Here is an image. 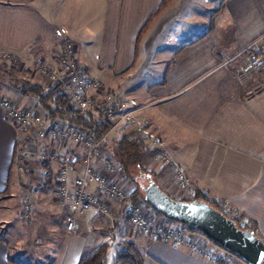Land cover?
Listing matches in <instances>:
<instances>
[{
	"label": "crops",
	"instance_id": "1",
	"mask_svg": "<svg viewBox=\"0 0 264 264\" xmlns=\"http://www.w3.org/2000/svg\"><path fill=\"white\" fill-rule=\"evenodd\" d=\"M163 1L0 0V51H10L25 61L41 58L56 67L54 55L60 39L55 30L61 28L76 44L77 56L93 79L100 81L107 92L133 98L141 105L139 114L149 120L151 129L196 191L210 190L222 197L237 217L255 226V233L264 242V68L248 72L249 85H238L232 68L224 65L228 56L239 57L253 40L264 38V0H226L213 13L212 20H217L210 26V33L183 49L202 33L186 41L183 35L171 37L168 40L172 45L165 44L168 29L182 27L184 7L181 0H172L152 17ZM217 32L221 36L231 33L232 40L220 39ZM253 90L256 93L252 94ZM2 93L23 106L36 104L33 98L10 87ZM20 136L0 108V207L18 199V216L23 208L21 192L27 188L23 176L32 175L17 158ZM67 150L78 149L69 145ZM148 160L151 162V154L145 162ZM47 166L50 175L39 190L32 217L38 214L35 219L53 226L63 224L50 226V238L63 233L71 243L74 235L84 236L74 242L75 253L69 260L66 252L52 261L77 264L87 251L107 242L106 234L94 231L89 241L85 233H80L89 226L92 212L82 218L79 233L65 231L66 206L57 201L53 179L58 165L48 162ZM145 167L149 170L146 163ZM155 175L161 186L160 176H165ZM97 217L102 218L95 229L102 226L100 220L111 222V217ZM7 222L0 217L1 225L7 226ZM58 230L61 232L57 234ZM195 234L205 241L202 234ZM126 240L136 244L144 264H220L191 252L185 245L153 240L129 226L110 242L105 263L113 247L115 264L120 243ZM42 245L29 253L25 263L26 256H14L10 241L0 235V264H49L52 244ZM228 264L246 263L232 258Z\"/></svg>",
	"mask_w": 264,
	"mask_h": 264
},
{
	"label": "built area",
	"instance_id": "2",
	"mask_svg": "<svg viewBox=\"0 0 264 264\" xmlns=\"http://www.w3.org/2000/svg\"><path fill=\"white\" fill-rule=\"evenodd\" d=\"M55 36L60 39L55 53L56 67H51L40 58H34L32 67L35 74L48 86L60 85L74 109L88 112L99 104L103 118L110 126L109 133L138 137L152 156L150 171L165 176V190H172L175 195L187 193L191 198L199 192L200 200L209 203L226 217L238 219L222 197L208 190L196 191L189 183L183 169L164 150L163 142L151 129L150 122L138 113V102L130 97L107 92L100 81L88 74L77 56L76 44L66 38L61 28L55 30ZM9 61L18 62L19 56L7 50L0 51V62ZM224 65L232 68L235 66L236 77L239 79L250 71L262 70L264 38L253 40L239 57L228 56ZM0 108L21 134L18 138V160L41 163L31 171L33 180L27 181V188L23 191L22 218L32 217L39 190L50 175L49 168L42 164L55 162L58 165L53 177L55 193L57 201L66 206L64 229L69 234H77L84 215L92 212L93 216L85 231L90 239L94 235L96 223L102 218H95L98 215L111 217L105 230L108 242L122 236L126 226H129L132 231L153 240L185 245L206 260L227 264L231 259L230 254L210 247L207 239L200 240L197 234L181 223L162 215L153 217V220L148 218L145 212L151 208L116 179L119 166L104 147L106 136L95 140L62 120H50L46 113L37 112V104L23 106L0 95ZM69 145H74L78 150L69 152ZM72 173H75L74 177ZM239 224L242 229L248 227L245 220H240Z\"/></svg>",
	"mask_w": 264,
	"mask_h": 264
},
{
	"label": "trees",
	"instance_id": "3",
	"mask_svg": "<svg viewBox=\"0 0 264 264\" xmlns=\"http://www.w3.org/2000/svg\"><path fill=\"white\" fill-rule=\"evenodd\" d=\"M169 1L171 0H164L161 6L152 14V17L164 9L165 5ZM225 1L226 0H222L221 5H223ZM210 31L211 27H209L208 30L193 41L182 46L181 49L202 40L210 33ZM4 64H9L8 70H4V68H7V65L5 66ZM3 66L5 67L3 68ZM18 73V64L16 62L9 61L0 64V74L13 82H8V85H10L11 88L16 90L20 95L33 98L37 104V112L46 113L50 120L59 119L69 125H73L84 131L88 137L95 140H99L106 136L107 139L104 142V147L119 165L121 173L125 178L129 179L131 182H135L138 177L146 180L144 177L146 175H151L155 180L156 175L148 171L144 164L145 158L150 153L147 151L143 142L138 137L129 134L109 133L110 126L103 118V113L99 104L95 105L93 109L88 112L74 109L69 98L61 91L60 85L56 84L48 86L41 79L30 82L28 79H20L16 77ZM26 73L29 76L36 78L34 76L35 72L33 69L31 72L26 70ZM28 162L32 161L20 162V164L25 168L26 165H24V163ZM35 162L36 161H34V163ZM42 165L48 167L47 162H44ZM32 170L33 168L31 171ZM134 196L143 199V193L139 189H137ZM200 198L201 196L199 192H196L195 196L191 198V200ZM240 220L241 219L239 217L238 219H234L238 226H240ZM246 224L248 225L247 229L255 232V226L253 224L248 221H246ZM190 231L201 234L198 231ZM205 238L211 244L216 246V244L210 239L207 237ZM107 242L87 251L80 258L77 264H106V253L108 247L110 246V242ZM120 248L121 249L116 254L115 264H144V258L133 241L126 240L121 242ZM261 264H264V260Z\"/></svg>",
	"mask_w": 264,
	"mask_h": 264
},
{
	"label": "rangeland",
	"instance_id": "4",
	"mask_svg": "<svg viewBox=\"0 0 264 264\" xmlns=\"http://www.w3.org/2000/svg\"><path fill=\"white\" fill-rule=\"evenodd\" d=\"M221 1L222 0H193L192 1L193 4L190 5L191 4L190 0H181V5H183V7H184L183 8L184 14L182 16L183 17V22H182L183 25H182V27H177V31L175 29H173V30L172 29H168V31H167L168 36H166L164 38V43L167 44V45H172L173 41L171 42L170 40H172L175 36H180V35H183V37H184L183 41H186L185 39H191V38L194 39L198 34L203 33L211 25L214 26L215 25L214 21H216L217 19L214 18L212 20L213 13H215L216 11L219 10V8L221 6ZM188 5H190L191 8H186V6H188ZM207 7L209 9H206ZM216 26H217V22H216ZM217 36H220L221 37L220 39H223V40H227V41L232 40L231 33H228L225 36H221V33L217 32ZM168 38H171V39L168 40ZM183 41H181V42H183ZM169 49H170V46L166 49V51L164 53L167 54V51ZM54 57H55V55H54ZM19 60L20 61L16 62L18 64V70H19V73L17 74L16 77H18L20 79H28V80H30V82H33V81H35L37 79H40L36 74L34 75L36 78H33V77L29 76L26 73V70H29L31 72V70L33 69L32 68V62H33L32 59H30L28 61L27 60L25 61V60H23L22 58L19 57ZM2 63L3 62H0V64H2ZM4 65L5 66L7 65L6 66L7 68H4L5 66H3L4 70L5 69L8 70V65L9 64H4ZM231 68L232 67H230V69ZM232 70H233V73H235V75H236L235 66L232 68ZM259 71L260 70H258L256 72H259ZM251 72H253V71H251ZM250 75L251 74L248 73L246 75V78H245V76H243L240 79L238 77H236L235 78V82L238 85H245L246 83H248ZM8 82H12V81H10L7 77H4V76H2V74H0V95L3 96V97H7V98L11 99L10 97H8V96H6V95H4L2 93L5 88H8V87L11 88V86L8 85ZM248 85H249V83H248ZM141 89H142V87H141ZM254 92L256 93V91L253 90L252 94ZM250 95L251 94H248V96H250ZM139 109H141V105L140 104H139ZM139 109H138V111H139ZM142 117L145 118L144 116H142ZM163 146H164V150H166L164 142H163ZM167 153H168V151H167ZM151 162H152V160H151ZM151 162H150V160H148L147 162L144 161V164L146 163L148 169L151 168ZM24 165H26L29 169H32V168H34L36 166H40L41 163H39V162H36V163L28 162V163H24ZM148 171H150V169ZM26 172H28V171H26ZM150 172H152V171H150ZM32 177L33 176L31 174H30V176H27V175L25 176L24 175L23 176V180L24 181H22V182L24 184H27V180L28 181L29 180H33ZM116 179H118L119 184L121 186H123L124 188L132 191L133 194H135L137 189L141 190V186H143V185H145L147 183V180L140 179L139 177L137 178V180L135 182H131L129 179H127V178H125L123 176V174L121 173L120 167H119V172H118V174L116 176ZM155 179L157 180L156 177H155ZM159 182L162 184L161 185L162 188H165V186H167L165 177H163V179H162V176H160ZM189 183H190V181H189ZM190 184L193 185L192 183H190ZM161 186H160V188H161ZM166 191H168L167 193L171 197H173L175 199H180V200H182V199H185V200L186 199H190L191 200V197H192V196H189V194H187V193H184L182 195H179V194L175 195V193L172 190H166ZM208 191L210 192V190H208ZM141 192H142V190H141ZM211 194L216 195L214 193H211ZM21 195H22V198H23L25 196L24 192H21ZM2 204H5V203H2ZM12 205H14V206L12 207ZM17 207H18V199L16 200L15 203H14V201L13 202L10 201V203L8 202L4 207H0V217L8 221L7 222L8 225L5 226V227L0 224V235L6 236V238L10 241V244L12 245L13 249L17 250V252L14 250V254H13L14 256H16V255L18 257L26 256V258L24 259V262L27 263L28 260H29V256H28L29 253L36 252L38 247L39 246H43L42 244L44 243V246L47 245V244H52L51 248H49V254L53 258H52V260H48L49 264H53L52 261L54 260V257L57 258L58 256H61L62 254L63 255L66 254V252H67L68 260L72 257V254L75 253V243L74 242L81 241L82 237H84L82 234L74 235V238L72 239L71 243H69L68 237L66 236L67 234L63 236V233H62L61 236H60V234H58V233L61 232V231L58 230V231H56V233L58 234L57 237L53 233L54 235L52 236V238L54 236L56 238L52 239V238H50L51 235H52V234L50 235V233H52V232H49L50 231V226L51 227H54V226L62 227L63 224L60 225V224L56 223L53 226V223L49 224V222L43 221L42 219H35V218H37L38 214H35L36 216L33 215V217H31L30 219H24L20 215L18 216L16 214ZM145 213H146V216H148V218H150L151 220H153V217L156 216L158 218V216L160 215L156 211H154L153 209H149V210L147 209V211ZM43 217H44V215L42 214L41 218H43ZM59 222L62 223V220L59 221ZM158 223H160V221ZM100 224L102 226H99L98 227L99 229L96 228L94 230V231H96V233L99 232V231L104 233L105 230L108 228V226H107V224L105 223L104 220L103 221L100 220ZM60 229H62V228H60ZM6 230H8L9 234L6 233L7 232ZM125 230H126V228H125ZM80 233L84 234L85 231H80ZM10 238L14 239V241H13L14 243L12 242V240ZM63 239L66 242V246H65V242H63ZM89 241H91V239H89ZM13 244L17 248H15L13 246ZM210 245H212V244H210ZM39 249H40V247H39ZM90 250H92V249H90ZM113 252H114L113 251V247H111L110 248V252L108 253V258H107L106 264H114L113 263L114 262V260H113L114 253ZM32 257L35 258L36 256L33 255ZM41 258H42V255H41ZM230 258L231 259H229V262L232 260V258H236V257L230 255ZM40 262L41 261H37V264H40Z\"/></svg>",
	"mask_w": 264,
	"mask_h": 264
},
{
	"label": "water",
	"instance_id": "5",
	"mask_svg": "<svg viewBox=\"0 0 264 264\" xmlns=\"http://www.w3.org/2000/svg\"><path fill=\"white\" fill-rule=\"evenodd\" d=\"M144 177V176H143ZM141 186L147 206L165 218L198 231L226 253L246 264H261L264 260V242L249 229L240 228L209 203L200 200H180L162 190L151 175L144 177Z\"/></svg>",
	"mask_w": 264,
	"mask_h": 264
}]
</instances>
